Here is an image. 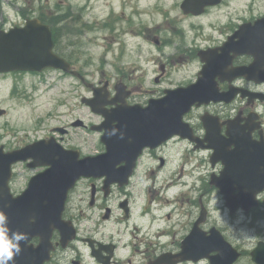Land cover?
<instances>
[{"label":"flooded vegetation","instance_id":"1","mask_svg":"<svg viewBox=\"0 0 264 264\" xmlns=\"http://www.w3.org/2000/svg\"><path fill=\"white\" fill-rule=\"evenodd\" d=\"M230 5L231 0H223L217 6L205 8V14L216 11L217 22H214L213 27L215 36H198V30L193 29L194 36L185 39L184 45L176 49L172 61L175 65L176 62L196 58L197 80L203 77L204 59L213 56V67L206 72L209 83L200 92L205 95L222 94L229 100L193 106L182 117L190 128V131L183 132L201 139L200 135L205 130L204 118L213 120L215 138L212 139V147L202 149L198 158L202 156L199 162H204L203 155L206 153L209 161L211 156L215 159L213 163L210 161L209 176L212 174L213 180L217 181L225 169L229 177L223 183L227 186L228 195L225 196L214 182L210 185L208 180L206 184L202 180L198 187L195 179L187 193L181 190L186 167L183 158L186 154L190 156L194 150L181 134H174L157 147L143 151L146 157L141 163V158L137 160L127 184L120 186L118 183H110L105 193L104 178L86 177L67 193L64 211L66 218L72 219L70 210L75 205H87L92 210H103L100 218L105 215L108 219L103 221H109L113 214L110 205L114 204L120 214L121 231L128 226V234L125 237H101L94 232L86 233V222L77 223L75 220V239L65 247L58 245L59 231L53 232V257L59 251H68L67 254L72 253L70 261L74 264H153L159 261H162L160 264H264V27L258 32L250 28L244 31L243 36H235L225 45L238 28L228 16ZM222 8H227V13H219ZM219 16L224 17L222 21H218L221 18ZM187 17L198 18L193 15ZM257 18H241L240 23L254 22ZM8 24L9 16L0 11V27ZM242 70L243 74H240ZM166 86L163 94L166 88H171ZM54 131L55 128L41 139L56 134ZM67 134L57 135L65 147L79 149L81 157L92 154L87 151V143L86 152L77 144L65 143L63 136ZM220 134L224 135L222 140ZM104 150L94 153L101 154ZM123 164L121 161L119 165ZM38 171L31 170L29 177ZM248 176L253 179L245 178ZM15 178L17 175L14 173L9 184L13 194L22 191V188L14 190ZM134 179L132 188L130 184ZM77 189H80L79 193L74 196ZM197 192L198 195L193 196ZM124 201L128 209L122 215L119 207ZM187 203H192L194 216L178 236L175 226L189 219L187 215L179 214ZM231 209L234 211L231 212ZM240 219L236 229L241 225L246 226L255 232L256 237L234 233L230 224L226 225L225 222L231 220L234 225ZM197 220L198 235L200 239L203 237L200 250L202 257L184 260L177 255ZM86 221L94 220L86 217ZM219 234L222 237H218ZM38 242V237L31 240L33 245ZM97 256L101 261L97 260ZM165 256L171 258L163 261Z\"/></svg>","mask_w":264,"mask_h":264},{"label":"rangeland","instance_id":"2","mask_svg":"<svg viewBox=\"0 0 264 264\" xmlns=\"http://www.w3.org/2000/svg\"><path fill=\"white\" fill-rule=\"evenodd\" d=\"M4 3H7L10 1L11 4V18H13V10H15V4L17 5H29L31 1L33 0H3ZM182 0H36V3L34 5H41L43 6V9H46L48 11H62L68 6H71L72 11L74 13H79L81 17L78 19V23L80 22H94V21H100L101 23L105 24L107 23V26L111 27L113 30L121 29L122 27H127L131 33L129 34L132 36V38L127 37L126 42L128 47H132L137 45L139 48L138 55H134L133 53H129L127 55L126 60H136V63L133 64V66L139 67L140 71L145 72L144 75L141 77L138 76H132V82L131 86L134 85V93L131 95V98L136 100L138 103H145L147 100V97L149 94L155 93L158 94L163 90V88L166 86V80L165 75H162L163 72H161V68H164V71L167 69L172 70V62H169V59L166 58V55L160 51L159 47H163L160 43L154 44L152 43L151 37H162L164 34L163 29L160 27L163 22H165L169 27L172 24V21L170 19V14L172 15H178L181 18H184L180 14L179 8L176 6L180 5ZM57 4H59L60 8L57 7ZM162 6L166 8H171L174 6V11H170L168 9L167 11H163ZM131 9L136 10V15H131L129 12ZM114 10L116 13L112 14L111 11ZM231 12H233V16L237 19V17L241 18H249V17H258L260 15L264 14V0H234L233 2V9H231ZM208 15V14H207ZM127 18V20H124V18ZM147 20L146 26H153L155 23L159 24L158 30H148L146 27H140L139 23L140 20L144 21ZM156 19V20H154ZM182 28V27H181ZM99 30H91L87 34V38H90L94 41L96 44H86L85 49H88V51L93 55V65H86L84 69H94L98 65V57L99 53L101 51V48L97 46V44L100 41V36L102 33ZM183 30V28H182ZM185 33L189 35L188 31L185 30ZM140 34V35H139ZM139 35V36H138ZM67 36L65 37V41L60 43V46H63L64 43L67 40ZM122 37H120L121 39ZM85 41H86V35H85ZM72 47V46H71ZM117 47V45H115ZM176 49H172V52H175ZM142 54L144 56H147L146 58H143L142 60ZM160 58V61L158 63H151L152 57ZM187 54L185 57L187 58ZM149 60V63L147 62ZM159 59H156V61ZM162 62H164L163 65ZM196 70V66L194 63L189 64L185 67H180L179 70L172 76V82L181 81L183 78H188L191 73H194ZM134 71V70H132ZM159 75H161L159 80ZM158 77V81L155 79ZM98 79V76L95 75L94 77L89 78L91 82H96ZM57 80L54 86V81ZM20 84L24 87L27 86L25 80H21ZM70 84H73L77 90L82 91L83 88L81 84L77 83V81L72 80L71 78L66 79H58L52 72L46 74L45 76V82L42 84L41 89L44 91L40 95V103L39 106L45 108L49 106H53L54 98L60 94L59 90L64 89L70 86ZM130 84H128V88L131 87ZM48 90H47V89ZM2 95H7L6 92H3L0 95V101L1 98H3ZM12 101L10 103L4 102L3 104H0V107L6 108L8 107L9 110L7 112V118L8 120H4V130L8 131L6 136L2 139L7 144L4 145L6 149H12L19 147L21 145H24L27 142H30L36 138L35 135H44L47 131V129L51 125L55 124H62L66 123L68 121H71L76 118V116L81 117L83 112L82 109L74 108V110H70L67 115L60 116L58 119L53 118H45L44 120H38L36 117H33L32 113L24 108L23 102L18 100L17 98H11ZM69 106H71V103H68ZM65 110V109H63ZM87 111L86 109H84ZM9 129L7 126V122L9 121ZM36 121V123H35ZM12 123H17L18 125L21 123V126L19 129L14 128ZM13 127H12V126ZM203 133V132H202ZM84 132L81 129H73L70 132L69 135V142H81L84 144L85 142L82 140ZM186 154L183 158V161L187 162L192 159V155L187 156ZM195 158L198 160L199 166L197 167V170L194 171V176L192 177V181L197 179V182L195 185L198 187L200 186L202 180L203 184H206V181L209 180L210 176L209 173L211 172V164L209 161V157L206 153H204L203 157L204 162H199L201 160V157L198 158L199 155H195ZM189 167V166H188ZM17 180L14 183V187L16 189H19L23 185L24 177L27 173H29V169L26 168L23 164H18L15 167ZM26 173V174H25ZM25 174V175H24ZM200 174V176H199ZM189 180V178L187 179ZM191 181V182H192ZM135 182V179L132 183ZM191 184V183H190ZM193 186H191L192 188ZM198 189V188H197ZM80 189H77L75 191V195L79 193ZM183 191H185V188H182ZM198 192L193 195L197 196ZM111 209H113L112 217L109 221H103L101 220L100 216L98 215L99 210H91L93 216L99 217L96 221H86V218L81 219L80 222H86V233L94 232L97 235L101 237H107L108 235H113L115 237H125L129 230L128 226H125L123 228L120 227L119 223L121 220L119 219L120 214L117 210L116 205L111 204ZM195 209L192 205V203H187L184 205V208L182 209V213L179 214H185L189 217L188 221L184 223H178L175 227L178 231V236H180L184 230L185 226L189 224V221L194 216ZM72 213L75 215L79 214L78 209L72 210ZM220 215H225L223 213H219ZM227 218V216H226ZM182 219V217H181ZM242 219L236 221L234 225H232L231 220H227L226 225H229L231 229L234 231V233H242L244 237H256L255 232L253 230H248V227H244L243 225L239 226L238 229H236V225L241 221ZM170 224H167L169 226ZM176 237V234H175ZM72 253L64 252L59 254L58 256L54 257L53 263H62L66 261V264H69L70 257Z\"/></svg>","mask_w":264,"mask_h":264},{"label":"water","instance_id":"3","mask_svg":"<svg viewBox=\"0 0 264 264\" xmlns=\"http://www.w3.org/2000/svg\"><path fill=\"white\" fill-rule=\"evenodd\" d=\"M220 0H204L202 4L209 5L214 4L215 2H219ZM189 8V7H188ZM192 10L191 8L188 9V11ZM199 13V11L197 12ZM249 24H243L242 29L244 30ZM253 27L263 28L264 26V18L259 19L255 21V23L252 25ZM48 29V28H47ZM239 36V35H238ZM51 48V41H50V34L48 30V38L41 41V49L44 53H48L49 49ZM49 56V55H48ZM51 56L48 57V61L51 60ZM196 89V84L193 86L186 87L182 91L179 92H171L166 98L161 99L159 101L160 106H163L166 104V102L170 101V105L174 107L175 110L171 112V114H176L179 116H182V114L189 108L190 104L194 101H198L200 103L202 102H208L211 99H214V97H191L186 96L187 94H191L192 91ZM186 96V100H183V98ZM219 98V97H218ZM218 100L217 98L214 99V101ZM177 118V117H176ZM209 130V129H208ZM173 132V129H172ZM149 140H151L152 137H148ZM54 151L53 147H47L44 150V153H51ZM59 154H62V152L59 151ZM10 159L7 163L6 159L3 156H0V177L1 179H7L9 176V165L13 162H16L18 160H21L23 158L22 151H15L6 154ZM41 155V150L39 149L35 157L38 158ZM62 158L65 156H61ZM36 159L34 158V162L32 165L35 164H41V165H50V167L38 175L37 177L33 178L26 189V191L18 196L15 199V202L17 204L21 203L22 201L29 198L31 194H33L37 190V185L41 184L44 189H41L36 195H34L33 199L36 203L42 205L43 200H52L53 198V206L51 208H33V209H27V218L26 221L24 217L21 215V210L19 208H11L10 213H7V210L2 206L0 207L2 210L6 213L7 222L10 224V228L12 231H16L19 233H26L31 234V230H38L40 231L43 227L48 228V234L52 232L54 229H59L63 231H68V235L66 237H63L62 240L67 241L71 236V230L66 227V222L62 220V211L64 208V200L66 197V193L70 187L73 186L76 179L79 178L80 174H85L88 170H95L98 172H102L103 167L101 165V161L98 160H88V161H81V162H75L74 165L71 163L70 166L66 164L64 161H41L36 163ZM65 164V166H62ZM101 170V171H100ZM225 173H222L220 176V183H218L219 187H223L222 181L226 176H224ZM52 177L61 178L62 181H56L52 179ZM247 179H253L252 176L245 177ZM255 178V177H254ZM258 179V177H257ZM213 183V181H211ZM257 182V181H256ZM234 211L231 209V212ZM49 217V221L46 220V218ZM33 219L32 222L30 220ZM198 224V221L195 223L194 229H192L191 235H189L184 244H183V251L180 256L184 260L194 259L197 260L202 257L200 254L201 250V243L203 242V237L200 239V236L198 235L196 225ZM42 237H47L44 232H41ZM213 233V231H212ZM214 237H215V231H214ZM218 237H222L220 234ZM198 241H200V245H198ZM20 245L25 246V239L21 240L19 242ZM33 251V250H32ZM45 253L44 248H37L34 250V252L27 251L26 258L28 260V264H43L44 260L48 258V255H42ZM171 258V256H168V260ZM20 260H24L23 258H20L17 254H13L12 259L8 262V264H21ZM167 260V259H166ZM173 264V263H170Z\"/></svg>","mask_w":264,"mask_h":264},{"label":"clouds","instance_id":"4","mask_svg":"<svg viewBox=\"0 0 264 264\" xmlns=\"http://www.w3.org/2000/svg\"><path fill=\"white\" fill-rule=\"evenodd\" d=\"M23 239L25 235L12 231L8 227L5 214L0 212V264H8L14 253L19 254V242Z\"/></svg>","mask_w":264,"mask_h":264}]
</instances>
